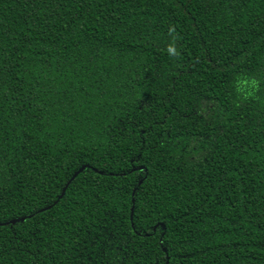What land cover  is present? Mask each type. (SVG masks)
<instances>
[{"label":"trees","instance_id":"1","mask_svg":"<svg viewBox=\"0 0 264 264\" xmlns=\"http://www.w3.org/2000/svg\"><path fill=\"white\" fill-rule=\"evenodd\" d=\"M0 264H264V0H0Z\"/></svg>","mask_w":264,"mask_h":264},{"label":"clouds","instance_id":"2","mask_svg":"<svg viewBox=\"0 0 264 264\" xmlns=\"http://www.w3.org/2000/svg\"><path fill=\"white\" fill-rule=\"evenodd\" d=\"M170 31H175L174 28L170 29ZM167 52L170 56H178L179 55V52L177 50V48L173 45H169L168 49H167Z\"/></svg>","mask_w":264,"mask_h":264},{"label":"water","instance_id":"3","mask_svg":"<svg viewBox=\"0 0 264 264\" xmlns=\"http://www.w3.org/2000/svg\"><path fill=\"white\" fill-rule=\"evenodd\" d=\"M81 170H79V171H77L72 177H71V180L72 179H74V177L77 175V173H79ZM68 186V183L66 184V186H65V188ZM65 188H64V190H65ZM64 192V191H63ZM63 192H62V194H61V196L63 195ZM60 196V197H61ZM14 221H11V223H13Z\"/></svg>","mask_w":264,"mask_h":264}]
</instances>
